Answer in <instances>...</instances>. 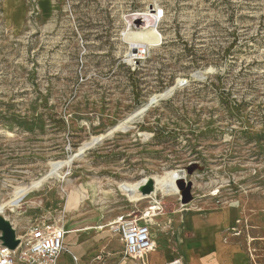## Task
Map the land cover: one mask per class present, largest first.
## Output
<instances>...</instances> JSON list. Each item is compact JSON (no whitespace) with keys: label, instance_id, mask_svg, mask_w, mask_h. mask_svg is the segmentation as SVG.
<instances>
[{"label":"rangeland","instance_id":"1","mask_svg":"<svg viewBox=\"0 0 264 264\" xmlns=\"http://www.w3.org/2000/svg\"><path fill=\"white\" fill-rule=\"evenodd\" d=\"M22 1L20 18L0 0V216L16 235L56 222L90 246L81 261L118 264L117 218L163 236L185 206L230 205V264H264V0ZM180 173L188 205L135 190Z\"/></svg>","mask_w":264,"mask_h":264},{"label":"crops","instance_id":"2","mask_svg":"<svg viewBox=\"0 0 264 264\" xmlns=\"http://www.w3.org/2000/svg\"><path fill=\"white\" fill-rule=\"evenodd\" d=\"M11 1L14 3L13 9H15L13 16L17 14L21 18L25 10L24 2L22 0ZM174 217L175 223L180 219L179 225L163 224L158 226L160 230H156V232L166 233L163 236L153 234L152 224L149 221H140V224L147 223L149 225L151 239L156 245L155 250L144 259L146 264H167L174 259H181L184 264H211L213 260L219 262L226 259L230 264V246L223 242V233L235 225L236 211L234 206L229 205L223 209L211 207L208 210L203 207L188 209L185 206L177 210ZM162 220L163 218L158 216L156 222ZM69 233L82 234L78 230H69ZM69 240H73V238ZM68 242L69 245H65L64 242V251L58 260V264H90L89 261L86 263L79 258L91 252L90 246L73 244L72 241ZM118 264L142 263L128 258L124 252L123 259Z\"/></svg>","mask_w":264,"mask_h":264},{"label":"built area","instance_id":"3","mask_svg":"<svg viewBox=\"0 0 264 264\" xmlns=\"http://www.w3.org/2000/svg\"><path fill=\"white\" fill-rule=\"evenodd\" d=\"M154 15L157 20L165 17L163 9L155 11ZM145 54V50L139 49L133 60L141 59ZM141 220L119 217L113 222L112 229L114 233L120 235L126 256L146 264L144 259L155 250L156 245L151 239L149 225L140 224ZM66 234L64 226L56 222L43 221L33 225L26 236H17L19 245L15 250L4 247L0 242V264H58L64 251ZM167 264H184V262L181 259H174Z\"/></svg>","mask_w":264,"mask_h":264},{"label":"water","instance_id":"4","mask_svg":"<svg viewBox=\"0 0 264 264\" xmlns=\"http://www.w3.org/2000/svg\"><path fill=\"white\" fill-rule=\"evenodd\" d=\"M153 104V102H151ZM178 187L181 192V202L183 205H188L192 199V183L181 181L178 183ZM155 190L153 180L147 181V183L140 189L141 193L145 196L151 195ZM0 242L4 247L10 250H15L19 245L16 231L10 221L0 216Z\"/></svg>","mask_w":264,"mask_h":264},{"label":"bare ground","instance_id":"5","mask_svg":"<svg viewBox=\"0 0 264 264\" xmlns=\"http://www.w3.org/2000/svg\"><path fill=\"white\" fill-rule=\"evenodd\" d=\"M153 12H154V10H153ZM154 21L156 20V18H154L153 19ZM156 23L154 22V24H152L151 26L152 27H154L155 28V30H156V25H155ZM174 90V88H172V89H170L166 94H164L163 96H161V97H159V98H162V97H164V96H166V95H168V94H170L172 91ZM150 102H153V103H156V102H158V99H152ZM143 110H145V109H143ZM139 112V111H138ZM136 115V114H135ZM144 115V114H143ZM142 117V116H141ZM131 119V118H130ZM102 139H103V137H98V138H94L91 142H88V143H85L82 147H81V149H80V153H83V152H85L87 149H89V148H91L92 146H94V145H96V144H98V143H100L101 141H102ZM170 178H171V181H170V185H161V184H159V187L157 186V188L155 187V190H154V192L152 193V196L154 197L155 195H156V193H157V191L158 190H161L163 187H172V188H174L175 190H177L178 192H179V194H180V196H181V192H180V189H179V187H178V183L179 182H181V181H185L186 182V179H184V176L180 173V174H173V175H171L170 176ZM147 181L148 180H144V181H142V182H140V183H137L136 185H135V190H136V192H140L141 193V191H140V189L147 183ZM154 182V181H153ZM142 194V193H141ZM143 196H145V195H143L142 194V197ZM147 196H149V195H147ZM149 211H152V216H156V215H158L159 214V212H160V210H161V208H160V206H159V204L158 203H155L152 207H150L149 209H148ZM0 212H2V211H0ZM150 213V212H149ZM148 216V215H147ZM113 224V223H112ZM111 224V225H112Z\"/></svg>","mask_w":264,"mask_h":264}]
</instances>
